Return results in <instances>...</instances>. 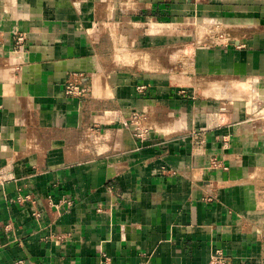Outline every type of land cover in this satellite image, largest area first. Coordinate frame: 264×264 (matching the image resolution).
Here are the masks:
<instances>
[{
  "label": "crops",
  "instance_id": "0c3cea01",
  "mask_svg": "<svg viewBox=\"0 0 264 264\" xmlns=\"http://www.w3.org/2000/svg\"><path fill=\"white\" fill-rule=\"evenodd\" d=\"M263 109L264 0H0V264H264Z\"/></svg>",
  "mask_w": 264,
  "mask_h": 264
},
{
  "label": "built area",
  "instance_id": "2783aa9c",
  "mask_svg": "<svg viewBox=\"0 0 264 264\" xmlns=\"http://www.w3.org/2000/svg\"><path fill=\"white\" fill-rule=\"evenodd\" d=\"M78 77L80 78V82L82 83L84 81V75L83 74H79ZM67 93L69 95H73V96H85L86 90L85 89H80L78 86H75V85H70L68 90H67ZM137 124H138V118L136 116L134 118L128 120V121L122 122V125L124 127H126V128H129L131 126L139 127V125H137ZM138 136H140V137L144 136L142 131L138 132ZM17 264H21V262H18ZM209 264H228V263H227V258L224 255V253L221 252V251H216L212 255Z\"/></svg>",
  "mask_w": 264,
  "mask_h": 264
},
{
  "label": "rangeland",
  "instance_id": "374dc122",
  "mask_svg": "<svg viewBox=\"0 0 264 264\" xmlns=\"http://www.w3.org/2000/svg\"><path fill=\"white\" fill-rule=\"evenodd\" d=\"M198 28H196V29H194V36L196 37L197 35H200V32H201V30L200 29H198ZM199 31V32H198ZM251 111V110H250ZM253 111H257V109H255V110H253ZM256 113V112H255ZM259 115H263L264 116V109L262 110V113L261 112H259Z\"/></svg>",
  "mask_w": 264,
  "mask_h": 264
}]
</instances>
